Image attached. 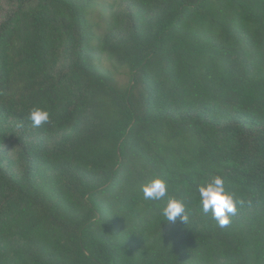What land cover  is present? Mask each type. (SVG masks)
Returning <instances> with one entry per match:
<instances>
[{"label":"trees","instance_id":"obj_1","mask_svg":"<svg viewBox=\"0 0 264 264\" xmlns=\"http://www.w3.org/2000/svg\"><path fill=\"white\" fill-rule=\"evenodd\" d=\"M0 264H264V0H0Z\"/></svg>","mask_w":264,"mask_h":264},{"label":"clouds","instance_id":"obj_2","mask_svg":"<svg viewBox=\"0 0 264 264\" xmlns=\"http://www.w3.org/2000/svg\"><path fill=\"white\" fill-rule=\"evenodd\" d=\"M33 127H39L50 121L46 110L33 109L27 117ZM141 191L146 200L161 201L167 197L166 204L161 208V214L169 222L178 218L181 222H188L186 212L187 203L183 198L168 196V184L163 178H153L141 186ZM199 205L205 214L211 213L212 219L220 228H225L231 222V217L236 215L238 204L235 195L228 191L222 176L216 175L198 186Z\"/></svg>","mask_w":264,"mask_h":264},{"label":"rangeland","instance_id":"obj_3","mask_svg":"<svg viewBox=\"0 0 264 264\" xmlns=\"http://www.w3.org/2000/svg\"><path fill=\"white\" fill-rule=\"evenodd\" d=\"M111 0H101V2L102 3H104V2H110ZM98 12V11H97ZM98 13H95V16L97 15ZM93 22H98V23H100V20L99 19H97V18H95L94 20H93ZM99 28H97V30H98ZM96 30V31H97ZM118 80H119V82H121L122 84H126V83H128V81H129V78L124 74V72L122 71V72H120V73H118Z\"/></svg>","mask_w":264,"mask_h":264}]
</instances>
